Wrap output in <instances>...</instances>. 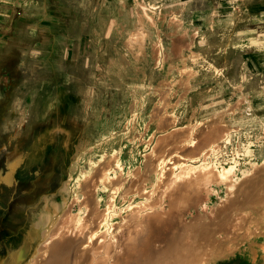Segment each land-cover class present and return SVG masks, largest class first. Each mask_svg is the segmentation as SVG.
<instances>
[{
	"label": "rangeland",
	"instance_id": "obj_1",
	"mask_svg": "<svg viewBox=\"0 0 264 264\" xmlns=\"http://www.w3.org/2000/svg\"><path fill=\"white\" fill-rule=\"evenodd\" d=\"M262 12L0 0V264H264Z\"/></svg>",
	"mask_w": 264,
	"mask_h": 264
},
{
	"label": "bare ground",
	"instance_id": "obj_2",
	"mask_svg": "<svg viewBox=\"0 0 264 264\" xmlns=\"http://www.w3.org/2000/svg\"><path fill=\"white\" fill-rule=\"evenodd\" d=\"M19 163V160H15V161H10L9 162V166H10V170L8 172V174L4 177V180L8 183H12L14 181V174H13V170L16 168V166L18 165ZM117 191V190H116ZM99 217V215H98ZM94 220H96V217L94 218ZM105 220V219H104ZM92 222V221H91ZM96 222V221H95ZM97 223V222H96ZM55 232V231H54ZM63 238V237H62ZM59 239V238H58ZM56 242V241H55ZM54 242V243H55ZM67 246H69L67 243L65 244H61L60 246H54V248L52 249V254H51V259L53 260L51 264H58L62 259H64V256L68 255L67 253H70L69 251H66L67 250ZM71 247V246H69ZM73 249H74V246H72ZM72 249V250H73ZM71 250V249H70ZM73 253V252H71ZM71 255V254H70ZM67 259V258H66ZM69 259V258H68ZM71 260V259H70ZM51 262V261H50ZM63 263V262H62ZM68 263V262H67ZM61 264V263H60ZM70 264V262H69Z\"/></svg>",
	"mask_w": 264,
	"mask_h": 264
},
{
	"label": "crops",
	"instance_id": "obj_3",
	"mask_svg": "<svg viewBox=\"0 0 264 264\" xmlns=\"http://www.w3.org/2000/svg\"><path fill=\"white\" fill-rule=\"evenodd\" d=\"M256 21H257V28H260L261 27V24H264V12L262 13H258L256 15Z\"/></svg>",
	"mask_w": 264,
	"mask_h": 264
}]
</instances>
